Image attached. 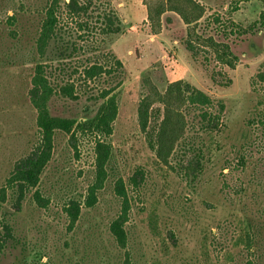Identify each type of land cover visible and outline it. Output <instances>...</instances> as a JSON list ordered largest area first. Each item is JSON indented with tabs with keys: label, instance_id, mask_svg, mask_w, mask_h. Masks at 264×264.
Masks as SVG:
<instances>
[{
	"label": "trees",
	"instance_id": "trees-1",
	"mask_svg": "<svg viewBox=\"0 0 264 264\" xmlns=\"http://www.w3.org/2000/svg\"><path fill=\"white\" fill-rule=\"evenodd\" d=\"M258 2L262 11L248 26L232 18L239 10L238 2L224 15L211 12L199 0H145L144 5L151 34L161 33L165 15L176 16L185 27V51L194 61L202 58L209 71L212 62L234 70L238 58L233 49L264 31V0ZM62 6L58 0H51L44 8L30 38L31 47L23 56L27 62L21 64L20 97L26 118L22 141L0 187V255L14 240L11 215L20 213L29 200L42 209L50 203L40 191V181L53 156L57 135L74 139L77 133L86 134L94 143L95 179L83 201L71 198L63 207L69 230L82 209L96 205L97 194L108 179L112 147L107 139L118 115L116 91L125 76L122 63L108 50V40L120 34V20L109 11L95 13L91 2L68 0ZM62 14L71 21H62ZM209 75L220 88L232 84L222 69L213 67ZM144 83L146 93L139 100L137 119L140 130L152 134L154 161L173 173L188 191L197 193L208 160L206 141L222 132L225 103L181 80L168 83L163 91L149 80ZM250 89L257 107L247 121L249 130L238 145L233 163L244 180L224 199L220 195L212 203L206 196L198 199L199 208L203 206L209 214L201 218L199 245L193 244L191 257H179L177 232L165 222L172 211L167 199L155 202L139 195L145 174L141 169L114 183L118 212L109 223L108 233L119 249L127 248L126 225L136 202H141L137 215L147 223L149 235L159 246V257L150 264H170L175 259L180 264H264V184L259 159L264 149L259 152L255 139L248 134L255 126H264V59L256 67Z\"/></svg>",
	"mask_w": 264,
	"mask_h": 264
},
{
	"label": "rangeland",
	"instance_id": "rangeland-1",
	"mask_svg": "<svg viewBox=\"0 0 264 264\" xmlns=\"http://www.w3.org/2000/svg\"><path fill=\"white\" fill-rule=\"evenodd\" d=\"M64 1L68 0H58V3L62 6ZM79 1L91 2L95 13H114L121 24L120 34L108 40V50L122 63L125 71L124 81L116 91L118 115L112 135L107 139L112 147L108 179L97 194L96 205L82 209L79 220L69 230L63 207L71 198L83 201L87 188L95 179L94 143L86 134L77 133L74 139L57 135L53 156L40 181V191L50 198V203L42 209L29 200L20 213L11 215L9 222L14 240L0 255V264H125L127 257L130 264H150L159 257V246L154 236L149 235L147 223L137 215L143 206L141 202H136L137 208L126 225L129 238L126 250L119 249L108 233L109 223L118 212L114 183L119 178L127 180L139 169L145 171L139 195L153 198L155 202L167 199L172 211L165 222L173 225L177 232L179 257L190 258L195 250L193 244L199 245L201 218L209 214L203 211V206L199 208L198 199L206 196L211 203L217 201L218 195L224 199V195H233L244 180L235 172L233 163L238 145L249 130L247 121L257 107L250 81L257 65L264 59V31L233 49L238 58L234 70L212 62L207 71L202 58L194 61L185 51L182 44L185 27L176 16L165 15L161 33L154 36L147 23L145 0ZM199 1L220 15L238 2L239 10L232 18L243 26L252 24L262 11L258 0ZM50 2L0 0V187L22 141V122L26 116L20 97L21 64L27 62L23 56L30 49V38ZM61 19L71 21L66 14H62ZM213 67L226 72L232 81L229 88L212 83L209 74ZM146 80L160 91L168 83L181 80L225 103L222 132L206 141L208 160L197 193L188 191L173 173L155 163L152 134H145L139 128L137 108L146 93ZM248 134L255 139L259 152L262 151L264 126H255ZM259 159H262L260 171L264 184L262 152ZM162 206L167 208L164 203ZM174 261L170 264H180L179 259Z\"/></svg>",
	"mask_w": 264,
	"mask_h": 264
}]
</instances>
